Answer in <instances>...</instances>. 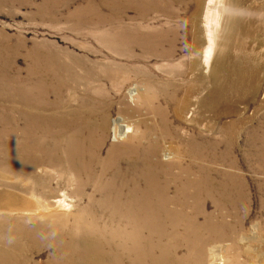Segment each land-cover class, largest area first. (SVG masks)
Returning a JSON list of instances; mask_svg holds the SVG:
<instances>
[{
  "label": "rangeland",
  "instance_id": "rangeland-1",
  "mask_svg": "<svg viewBox=\"0 0 264 264\" xmlns=\"http://www.w3.org/2000/svg\"><path fill=\"white\" fill-rule=\"evenodd\" d=\"M208 2L0 0V264H112L78 253L98 242L122 253L124 217L94 203L113 199L105 184L143 175L131 164L138 146L154 148L161 181L188 167L236 187L220 209L235 232H220L216 264H264V0H227L229 24L243 22L215 51L225 91L214 99L213 58L198 66ZM199 76L200 96L179 119ZM216 100L236 111L218 117ZM118 123L131 130L120 135ZM139 254L137 264H154L152 246Z\"/></svg>",
  "mask_w": 264,
  "mask_h": 264
},
{
  "label": "bare ground",
  "instance_id": "bare-ground-1",
  "mask_svg": "<svg viewBox=\"0 0 264 264\" xmlns=\"http://www.w3.org/2000/svg\"><path fill=\"white\" fill-rule=\"evenodd\" d=\"M226 4L227 0H209L204 16L205 24L198 39L201 45L198 60L200 71L203 66H209L213 58L211 65L214 69L212 73L214 89L212 88L213 90L210 93V97L212 96L213 99L222 96L225 91L223 84H218L221 80L219 77L222 69L214 63L215 51L220 47V40L223 39L224 34L230 37L234 28L242 25L243 22L242 17L236 15L232 24H229L231 23V14L228 12L231 9ZM230 4H232L231 1ZM234 34L236 33L233 32L232 35ZM206 43L207 47L204 49L203 46ZM203 84L199 76V86L189 91L188 96L185 98V106H181L176 111L179 119L186 117L184 113L190 112L195 103L192 96H200ZM195 91L197 94H193ZM199 101L201 104L210 103L207 98H201ZM212 105L216 109L218 117L236 111L234 106L225 107L218 104L217 100ZM196 124L201 126L204 123L202 120H197ZM164 125L169 126L165 121ZM231 126L233 127L235 124ZM117 128L122 136L131 130L129 126L121 123H118ZM229 128L225 127L227 130L225 132L230 134L233 140L235 133L229 132L231 131ZM205 142L206 140L203 138V156H205L203 151ZM148 151L151 155L154 148H148L147 150V148L144 149L139 146L130 147L129 152L134 156L131 159V164L132 162L136 165L143 164V175L134 180H129V176H126V179L121 178L119 184L113 181L105 184L103 191L110 193L113 199L106 202L105 198H102L100 202L94 203V209L104 210L113 215L122 214L124 217L125 223L121 226L126 232L130 233V236L121 239L119 248L122 249V253H103L99 250L101 243L98 242L88 244V250L79 252V261L81 262L84 259L83 261L88 262H103L108 259L112 264H117V260L128 261L127 264H137V262H144L142 260L145 259L144 254H139L142 246L150 245L155 249L154 258L156 257V260L154 264H169L171 261L173 264H209L207 256L210 259L213 258L216 264L214 256L218 254L217 246L222 241L220 232L224 227L235 232V228L232 227L233 222H228L229 220L222 215L220 209L238 197L236 196L238 189L228 185V180L221 181L206 176V172H208L206 169H202V175L197 174L198 177L192 178L190 177L191 169L188 167H180L179 172L174 174L171 171H165L166 176L171 178L172 181H165V179L161 181L164 167L160 166L155 170V164L150 165ZM137 166L139 167V165ZM151 168H153V172ZM165 169L171 170L170 167ZM173 186L175 187L174 192L171 191ZM122 187L124 188L122 189ZM220 199H225V201L219 202ZM207 200L214 202L217 212H211L205 208V201ZM200 217H202V220H200ZM180 232L184 234L181 235ZM157 243H161L158 250H156ZM164 245L167 248L166 252H163L165 249H162ZM183 246L189 247L191 253L180 255L179 251L183 249L181 248ZM178 249L180 250L178 251Z\"/></svg>",
  "mask_w": 264,
  "mask_h": 264
}]
</instances>
